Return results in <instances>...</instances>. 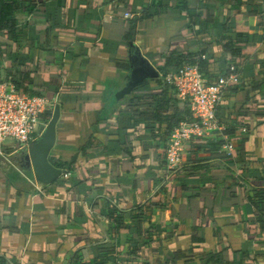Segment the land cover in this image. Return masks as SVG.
I'll return each mask as SVG.
<instances>
[{"label": "crops", "instance_id": "obj_1", "mask_svg": "<svg viewBox=\"0 0 264 264\" xmlns=\"http://www.w3.org/2000/svg\"><path fill=\"white\" fill-rule=\"evenodd\" d=\"M0 18L2 59L9 68L20 59L23 71L30 64V90L83 94L60 105L51 162L72 167L54 184L36 181L28 147L2 148L0 264H72L77 252L90 262L94 247L117 252L107 264H148L176 253L187 257L179 264H200L197 257L224 250L236 254V264H264V202L252 203L264 189V120L250 111L254 102L264 113V0H0ZM235 38L249 46H242L241 84L218 110L225 133L235 130L234 156L212 137L195 140L169 173L164 143L141 141L133 97L116 98L128 82L130 44L166 84L161 70L171 44L208 51L216 58L209 71L220 76L227 67L217 43ZM154 202L168 208L146 211L130 230L118 231L110 218L113 208L129 212ZM257 218L263 224L252 225Z\"/></svg>", "mask_w": 264, "mask_h": 264}, {"label": "trees", "instance_id": "obj_2", "mask_svg": "<svg viewBox=\"0 0 264 264\" xmlns=\"http://www.w3.org/2000/svg\"><path fill=\"white\" fill-rule=\"evenodd\" d=\"M3 23L4 22L2 18H0V33L3 31ZM137 25V20L133 21L130 25V33L129 36H127L130 41H135ZM244 45L246 49L249 48L247 43L238 40V38H235V41L233 42L232 40H223L222 42L217 43L216 51H219L221 55L220 60L227 67V69L222 73L223 76H228L232 67H237L238 69L239 65L242 64V62L245 60L247 51L244 49L242 50V46ZM170 46V50L167 54V66L163 67L161 70L163 75L167 76L171 74L175 69H179L184 66H197L202 75L209 79L211 82L215 81L218 78V76L213 75V73L209 71V65L216 62V58H209L208 51L203 50L200 52V54H194L189 49L187 41L180 44L174 43ZM0 54L2 57L1 50ZM19 62L20 59L17 60V62L14 63L10 68L7 67V72L8 77L11 78L12 82L15 84L16 89L20 93L30 94L32 96H45L50 99H55L56 97H58L59 105H63L64 103H66L69 98L81 101L83 97L81 91H66L62 93L59 90H49L44 88H33V90H30V84H33L34 86V81L29 77L31 75L28 74L30 72V64L26 69H24L25 71H23V69L20 68L22 64L20 67H18ZM156 81H159L158 83H156L158 84L157 88H154L151 91H141L140 89H137L132 93L131 96L133 98L131 110H135V114L140 120H142L143 123L145 136L141 137V141L151 139L157 143L163 142L164 146L167 147L170 137L174 133L175 129L179 127L182 122L190 120L192 118V113L190 105L187 102L179 99L178 96L173 92V88L171 86L164 83L163 85L159 79ZM234 91H237V89ZM71 93L74 94L72 96H69V94ZM250 111L251 114L256 115L257 119L259 118L264 120V113L256 106V104H254V102L250 105ZM244 113L245 114H242L241 111V116L248 115V111H245ZM227 133L230 136L235 133V130L230 129ZM198 141L202 144L205 143V141ZM223 144L224 142L221 141L220 145ZM127 154L130 156L129 153ZM53 165L63 170L64 172L70 171L72 167V164L67 165L65 163H53ZM258 202H264V189L260 190L252 200V203H254L257 207H260ZM157 206L164 207L165 209L168 208L167 204H164V202H154L148 207L141 206L129 212H122L117 208H113L111 209L110 218L117 226L118 231L130 230L133 226H137V221L141 220L146 211H152ZM129 220H131V224H127V221ZM260 223L263 224L261 218H257L256 220H253L251 222L252 225H260ZM92 253L94 254L93 260L90 262H85L82 253L77 252L74 255L72 264H107L109 258L117 256V252L115 250L103 249L100 247L92 248ZM139 253L140 250L134 249L132 250L130 255L134 258H137V256H139ZM101 254H104L105 257H101ZM244 254L247 253L244 252ZM235 256L236 254L234 252L224 250L218 253H205L197 258L199 259L200 264H236ZM104 258L106 260H104ZM181 260H187V257L183 256L182 254L176 253L172 254L171 258H156L154 260H149L150 262H148V264H179V261ZM251 260L252 261L250 262L252 264L254 259Z\"/></svg>", "mask_w": 264, "mask_h": 264}, {"label": "built area", "instance_id": "obj_3", "mask_svg": "<svg viewBox=\"0 0 264 264\" xmlns=\"http://www.w3.org/2000/svg\"><path fill=\"white\" fill-rule=\"evenodd\" d=\"M7 67L0 54V155L8 142L29 148L46 131L57 105L56 99L20 93L8 77ZM163 79L179 99L190 105L192 113V118L182 122L170 137L165 150L167 171L179 169L187 143L208 137L224 142L226 155L233 157L235 144L225 133L227 128L221 124L218 110L227 92L241 84L239 69L232 67L228 76L220 75L211 82L197 66H184L163 75ZM241 132L247 134L248 129Z\"/></svg>", "mask_w": 264, "mask_h": 264}, {"label": "water", "instance_id": "obj_4", "mask_svg": "<svg viewBox=\"0 0 264 264\" xmlns=\"http://www.w3.org/2000/svg\"><path fill=\"white\" fill-rule=\"evenodd\" d=\"M130 73L126 87L116 94V98L124 99L152 81L160 79L159 70L143 54L135 43L129 50ZM61 118V106L56 105L51 121L46 131L29 147L25 157L28 166L33 170L36 181L44 186H50L64 175L63 170L51 162L58 137V123Z\"/></svg>", "mask_w": 264, "mask_h": 264}]
</instances>
